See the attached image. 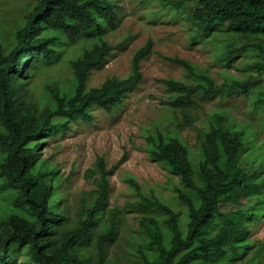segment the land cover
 <instances>
[{"label":"trees","instance_id":"trees-1","mask_svg":"<svg viewBox=\"0 0 264 264\" xmlns=\"http://www.w3.org/2000/svg\"><path fill=\"white\" fill-rule=\"evenodd\" d=\"M28 1L32 4L25 7L26 23L13 30L11 40L3 36L10 18H0V150L7 156L0 167V187L14 190L15 204L24 210L0 225V264L19 260L22 264H110V251L121 233L122 212L109 206L112 172L106 170L103 159L89 170V176L99 175L90 194L94 202L84 201L78 226L70 227L60 209L62 199L49 181L55 172L48 171L40 159L39 144L45 143L42 136L67 131L80 119L90 120L95 107L112 113L123 105L128 92L143 79L140 62L151 55L153 41L136 53L127 79L110 78L89 90L91 72L102 68L113 50L124 45L110 46L105 36L119 26L117 0ZM188 15L198 32L192 37L194 43L218 33L235 37L224 54L227 63L247 50L262 56L250 63L256 76L221 86L189 61L170 58L190 78L189 83L162 81L169 92L178 94L168 104L174 112L183 113L186 123L181 126L194 125L190 111L200 106V99L242 92L254 110H264V0H199ZM86 38L90 43L82 44L83 56L71 63V85L46 84L41 95H33L32 82L40 71L58 62L64 42L78 45ZM244 38L249 43L238 47L236 41ZM215 121L217 127L209 132L195 128L199 143L195 163L180 141H165L161 135L154 138L152 158L166 163L180 179L174 187V204L128 180L137 199L129 209L141 215L140 241L132 243L138 261L132 264H235L248 256L241 264H262L252 253L255 246L247 240V226L240 219L264 214V165L258 179L255 173H246L239 162L246 150L241 135L225 128L219 116ZM249 199L259 203L247 207ZM229 203L245 208L221 218L219 206Z\"/></svg>","mask_w":264,"mask_h":264},{"label":"rangeland","instance_id":"rangeland-1","mask_svg":"<svg viewBox=\"0 0 264 264\" xmlns=\"http://www.w3.org/2000/svg\"><path fill=\"white\" fill-rule=\"evenodd\" d=\"M198 1L117 0L121 6L119 26L105 36L110 46L124 45L113 50L102 68L91 72L87 88H100L110 78L127 79L132 74L136 53L152 40L151 55L140 62L143 79L128 92L124 104L112 113L95 107L90 120L80 119L67 131L50 137L42 136L45 143L39 144L42 145L39 147L40 159L46 163L48 171L55 172L49 181L54 186L55 195L62 199L60 209L68 217L70 227L78 226L84 201L87 205L94 202L90 194L96 189L94 180L99 175L91 177L89 170L103 159L106 170L112 172L109 177V206L122 212L121 233L110 251V264L138 261L132 243L140 241L141 215L129 209L137 199L128 180L134 179L146 193L155 192L157 197L174 204V187L180 179L166 163L152 158L156 151L155 136L183 143L195 163L199 159L197 129L209 132L217 127L215 118L219 116L225 128L242 137L246 150L240 157L241 166L249 175L255 173L256 179L261 175L259 170L264 165V110H254L245 93L212 100L200 99V106L190 111L196 120L192 127H182L181 124L186 123L183 113L174 112L168 104L175 101L178 94L169 92L162 81L190 82L187 71L169 61L170 58L189 61L199 70L206 71L218 86L243 82L257 75L250 63L262 56L258 52L247 50L227 63L224 54L235 37L218 33L203 41H192L198 32L188 13ZM31 4L28 0H0V18H10V23H6L7 32L3 33L8 40L13 37V30L26 23L23 19L28 12L25 7L29 5L31 8ZM84 42L85 45L90 43L88 38L80 40L78 45L65 41L58 62L40 71L29 91L33 95H41L46 84L68 88L74 79L71 61L85 49ZM248 43L246 38L236 41L238 47ZM6 162L7 156L0 150V167ZM15 199L14 190L0 187V225L6 224L10 216L24 213L15 204ZM258 203L249 199L245 206ZM245 206L222 204L219 212L224 217L221 218H229ZM240 221L247 226V240L255 246L252 253L264 264V214L260 218L241 217ZM249 257L235 264L245 263ZM18 264H22V260Z\"/></svg>","mask_w":264,"mask_h":264},{"label":"clouds","instance_id":"clouds-1","mask_svg":"<svg viewBox=\"0 0 264 264\" xmlns=\"http://www.w3.org/2000/svg\"><path fill=\"white\" fill-rule=\"evenodd\" d=\"M86 49V48H85ZM84 50V49H82ZM83 56V51L81 52V54L75 59V60H72V61H78L81 57ZM71 61V63H72ZM72 65V64H71ZM73 68V67H72ZM94 71V70H93Z\"/></svg>","mask_w":264,"mask_h":264}]
</instances>
